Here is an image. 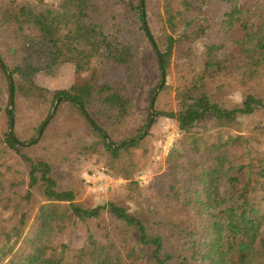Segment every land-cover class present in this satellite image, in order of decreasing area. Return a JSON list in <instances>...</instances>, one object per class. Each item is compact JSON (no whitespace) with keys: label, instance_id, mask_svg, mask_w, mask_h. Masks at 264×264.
I'll use <instances>...</instances> for the list:
<instances>
[{"label":"trees","instance_id":"obj_1","mask_svg":"<svg viewBox=\"0 0 264 264\" xmlns=\"http://www.w3.org/2000/svg\"><path fill=\"white\" fill-rule=\"evenodd\" d=\"M75 154L124 194L81 201ZM0 264H264V0H0Z\"/></svg>","mask_w":264,"mask_h":264},{"label":"rangeland","instance_id":"obj_2","mask_svg":"<svg viewBox=\"0 0 264 264\" xmlns=\"http://www.w3.org/2000/svg\"><path fill=\"white\" fill-rule=\"evenodd\" d=\"M164 18L168 20L169 13L168 11H164L163 13ZM28 20L30 23H32L35 26H41L45 27L48 25H57L59 23V19L52 14H38V13H32L29 14ZM185 64L183 60H174L172 61V66H178L181 67ZM72 79L67 77H62L58 79H49L44 82V85L49 88H56L63 86L65 84H68L71 82ZM164 104L166 102H163ZM153 121V120H152ZM174 121H170L169 119H166L164 117L156 118L153 123L151 122L152 126L149 131V136L147 138V143L150 148L149 153V162L148 166H146L144 169H142L139 174L134 177L133 179L140 182L142 186H148L151 183H153L154 177L160 175L163 173L164 166H165V157L168 154V150L172 147V145L179 139V134L176 130V126L174 124ZM150 124V125H151ZM149 125V126H150ZM72 137L70 139V142L74 144L75 140L81 141V140H89L90 136L82 135L81 133L76 135L73 133L71 135ZM75 160L77 161L79 165L80 171L77 172L75 175L76 177H79L81 180V198L80 200L88 203V204H96L101 201H111L117 198L119 195L124 194L123 192V185H125L128 181H131L129 177L123 175V173H117V174H109V172L105 171L104 166L102 163L95 158L94 156L89 157L88 159L79 158L78 155H74ZM69 166L64 165L62 167H59L56 172L61 177L67 176L72 174ZM104 173V175H108L111 177H114L116 180L112 187L107 192H103L100 195L94 193L91 191V187L93 185H87L85 183L86 176L92 175L94 173ZM103 175V176H104ZM90 186V187H89ZM126 203V201L124 202ZM129 204L131 207L134 205V210L139 211L141 208V205L139 203V200L136 198ZM65 242H67L70 245H78L83 241V235L76 231L72 233L71 235L62 236Z\"/></svg>","mask_w":264,"mask_h":264},{"label":"built area","instance_id":"obj_3","mask_svg":"<svg viewBox=\"0 0 264 264\" xmlns=\"http://www.w3.org/2000/svg\"><path fill=\"white\" fill-rule=\"evenodd\" d=\"M104 173H94L92 175H87L86 176V181L85 183L87 185L91 184L93 187H91V191L94 193H103L108 190L112 186V184L116 181L115 179L110 178L108 175H104ZM89 186V187H90Z\"/></svg>","mask_w":264,"mask_h":264},{"label":"water","instance_id":"obj_4","mask_svg":"<svg viewBox=\"0 0 264 264\" xmlns=\"http://www.w3.org/2000/svg\"><path fill=\"white\" fill-rule=\"evenodd\" d=\"M10 95L12 96V91H11V94H10ZM57 102H58V100L56 101V103H55L53 109H55V106H56ZM10 104L12 105V98H11ZM152 120H153V116L151 115L148 126L151 124ZM10 121H11V124H12L13 119L11 118Z\"/></svg>","mask_w":264,"mask_h":264},{"label":"bare ground","instance_id":"obj_5","mask_svg":"<svg viewBox=\"0 0 264 264\" xmlns=\"http://www.w3.org/2000/svg\"><path fill=\"white\" fill-rule=\"evenodd\" d=\"M109 177L112 178V179H114V177H111V176H109ZM112 185H113V184H112ZM111 187H112V186H111ZM111 187H110V188H111ZM110 188H109V189H110ZM107 191H108V190H107ZM107 191H105V192H107ZM96 194L100 195L101 193H96Z\"/></svg>","mask_w":264,"mask_h":264}]
</instances>
